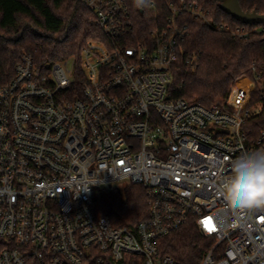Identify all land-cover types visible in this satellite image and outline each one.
Returning a JSON list of instances; mask_svg holds the SVG:
<instances>
[{
    "label": "built area",
    "instance_id": "built-area-1",
    "mask_svg": "<svg viewBox=\"0 0 264 264\" xmlns=\"http://www.w3.org/2000/svg\"><path fill=\"white\" fill-rule=\"evenodd\" d=\"M83 2L107 41L89 39L79 63L24 53L0 85V264H115L127 255L183 264L159 242L191 219L214 240L201 264H264V208L241 213L219 194L233 161L264 150V129L248 126L264 71L240 76L210 105L171 94L187 15L237 37L261 27L214 23L198 0H166L165 24L140 38L127 0ZM128 184L145 188L147 217L131 227L94 212L95 189Z\"/></svg>",
    "mask_w": 264,
    "mask_h": 264
},
{
    "label": "trees",
    "instance_id": "trees-1",
    "mask_svg": "<svg viewBox=\"0 0 264 264\" xmlns=\"http://www.w3.org/2000/svg\"><path fill=\"white\" fill-rule=\"evenodd\" d=\"M210 10L214 23L230 26L261 27L247 37L233 36L216 29L203 19L185 17L190 34L182 43L173 66L171 94L210 105L214 96H226L235 79L264 71V24H249L234 18L221 8L219 0H198ZM135 31L141 38L149 30L163 26L169 14L166 0H127ZM245 11L264 14V0H239ZM154 3L156 8H152ZM93 13L83 0H0V85L8 83L24 53L38 61L75 58L89 39L107 41L93 24ZM194 56V65L187 62ZM255 66V70L253 69ZM78 76L82 75L77 67ZM243 84V81L240 83ZM256 96L264 102V87ZM253 135L264 129V104L249 119ZM93 209L97 215H109L115 225L134 227L148 216V196L142 184H128L112 191L95 189ZM214 243L205 236L194 219L162 237L163 254H171L183 264H201L205 251ZM115 264H145L141 256L127 255Z\"/></svg>",
    "mask_w": 264,
    "mask_h": 264
},
{
    "label": "clouds",
    "instance_id": "clouds-1",
    "mask_svg": "<svg viewBox=\"0 0 264 264\" xmlns=\"http://www.w3.org/2000/svg\"><path fill=\"white\" fill-rule=\"evenodd\" d=\"M233 175L219 186L233 210L264 208V150L243 153L232 162Z\"/></svg>",
    "mask_w": 264,
    "mask_h": 264
},
{
    "label": "water",
    "instance_id": "water-1",
    "mask_svg": "<svg viewBox=\"0 0 264 264\" xmlns=\"http://www.w3.org/2000/svg\"><path fill=\"white\" fill-rule=\"evenodd\" d=\"M221 8L227 13L231 14L234 18L249 24L263 23L264 14L256 11H245L239 0H219Z\"/></svg>",
    "mask_w": 264,
    "mask_h": 264
},
{
    "label": "rangeland",
    "instance_id": "rangeland-1",
    "mask_svg": "<svg viewBox=\"0 0 264 264\" xmlns=\"http://www.w3.org/2000/svg\"><path fill=\"white\" fill-rule=\"evenodd\" d=\"M236 80V79H235ZM235 80H234V82L233 83H235ZM238 82H242V79H240V81H238ZM232 83V84H233ZM231 84V85H232ZM230 89H231V86H230V88H229V92H230ZM256 91H257V89L254 91V93L252 94V98H251V105H250V108H251V111L253 112V115L252 116H254L255 114H257L258 112H260L261 111V109H262V107H263V104H264V102H262V101H260V100H262V99H258V96H256ZM228 92V93H229ZM229 94H227L226 96H224V97H222V96H214L213 97V101H215V100H222V99H224V98H226L227 96H228ZM123 186H126V185H122V186H120V187H123Z\"/></svg>",
    "mask_w": 264,
    "mask_h": 264
},
{
    "label": "snow or ice",
    "instance_id": "snow-or-ice-1",
    "mask_svg": "<svg viewBox=\"0 0 264 264\" xmlns=\"http://www.w3.org/2000/svg\"><path fill=\"white\" fill-rule=\"evenodd\" d=\"M264 219V217H262ZM203 226L205 227L206 230L208 231H214L215 230V225L212 222L211 217H207L202 221Z\"/></svg>",
    "mask_w": 264,
    "mask_h": 264
}]
</instances>
